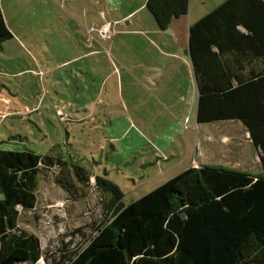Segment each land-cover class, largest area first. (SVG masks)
<instances>
[{
  "label": "trees",
  "instance_id": "obj_1",
  "mask_svg": "<svg viewBox=\"0 0 264 264\" xmlns=\"http://www.w3.org/2000/svg\"><path fill=\"white\" fill-rule=\"evenodd\" d=\"M145 7L165 30L188 13L189 0H146ZM12 37L0 6V44ZM187 52L196 120H239L258 151L261 175L188 167L127 204L115 183L95 176L107 219L85 246L53 264H264V0H224L189 26ZM67 163L0 149V264L42 257L39 238L18 224V207H35L44 168L57 171L66 187L74 184L69 170L89 182L82 165Z\"/></svg>",
  "mask_w": 264,
  "mask_h": 264
},
{
  "label": "rangeland",
  "instance_id": "obj_2",
  "mask_svg": "<svg viewBox=\"0 0 264 264\" xmlns=\"http://www.w3.org/2000/svg\"><path fill=\"white\" fill-rule=\"evenodd\" d=\"M72 3L82 14L83 0H0L13 35L0 44V93L9 98L10 109L20 110L1 119L3 126L0 125V132L4 133L8 147L12 149L25 147L40 154L57 151L69 161L67 164L79 163L89 175L86 184L77 180L73 171H67L70 175L72 173L74 184L73 187H66L57 181V171L55 174L44 168L38 175L35 207L32 210L18 207L19 226L39 238L42 257L37 264H53L63 255L85 246L96 233L97 226L107 219L103 211L104 194L96 186L95 176H105L115 183L123 193L122 202L127 204L175 175L179 168L161 172V163L166 166L167 162L161 161L159 158L163 157L159 155L158 158L149 159L153 149L146 143L138 149L126 150V154L112 153L109 144L101 149L103 145L98 143L97 137L90 135L91 139H88L92 131L89 124H78L73 120L75 112L69 110L66 101L75 99L76 93L73 94V91L77 87L81 88L86 76L79 74L72 77L68 68L81 66L82 61L57 71L52 70L65 55L66 41L62 39L66 38V32L63 26H67L69 19L63 9ZM99 11L98 4H91L92 38L96 37L104 21ZM143 12L155 22L147 9ZM110 29L114 41L120 40L121 36L116 35L114 27L110 26ZM109 38H106V43L110 41ZM111 53L114 55L113 50ZM55 80L58 83L54 89ZM190 88L187 86L186 100H190ZM192 105L188 104L187 115ZM27 108L36 110L23 114L22 109ZM183 123L186 129L193 130L195 117ZM165 126L167 124L164 121L156 122L147 128L146 133H161ZM74 128L75 136L72 132ZM203 128L206 129L204 137L209 136L208 145L211 147L201 159L204 165L261 175L258 151L239 120L210 122L197 135H203ZM172 151L177 152L174 149ZM142 163L144 165L140 167ZM60 175L66 176L67 173Z\"/></svg>",
  "mask_w": 264,
  "mask_h": 264
},
{
  "label": "crops",
  "instance_id": "obj_3",
  "mask_svg": "<svg viewBox=\"0 0 264 264\" xmlns=\"http://www.w3.org/2000/svg\"><path fill=\"white\" fill-rule=\"evenodd\" d=\"M223 1L189 0L188 13L172 19L165 30L159 29L150 16L143 12L146 0H93V3L92 0H83L82 14L73 3L63 9L69 19L67 26H63L66 32V38L62 39L66 41L65 55L52 70L57 71L82 61L81 66L68 68L72 77L83 74L86 79L83 85L80 84L81 88L77 87L73 91V94L76 93L75 99L66 101V104L70 106L71 112H75L73 120L78 124H89L92 131L88 139L94 135L98 143L103 145L101 149L109 144L112 153L122 154H126V150L138 149L144 143L150 144L153 153L149 159L158 158L159 155L163 157L159 158L161 161L167 162V168L161 163V172L179 167L174 173L176 175L188 167L204 165L201 159L211 150L209 136L204 137V128L202 136L197 133L210 123L196 120L198 92L187 52L188 28ZM91 4L100 7L99 12L104 17L100 26L108 23L109 27H114L116 35L121 36L120 40L115 42L113 36L106 43L107 37L98 35L99 30L95 35L97 38H92ZM140 13L142 15L138 16ZM2 14L8 26L9 19L3 9ZM101 41L104 43L101 44ZM56 83L57 80L53 82L54 89ZM187 86L191 87L188 93L190 100H186ZM189 103L193 105L187 115ZM10 104L9 98L0 93V122L2 118L20 111L10 109ZM33 108L22 109L21 112L29 114L36 110ZM194 117V129H186L183 121ZM161 121L167 124L164 131L147 135V128ZM2 123L0 125L3 126ZM72 132L75 136V128ZM3 134L0 132L1 150H30L8 147V139ZM67 134L70 135L69 129ZM51 155L64 159L57 151ZM143 165L140 164V167Z\"/></svg>",
  "mask_w": 264,
  "mask_h": 264
},
{
  "label": "built area",
  "instance_id": "obj_4",
  "mask_svg": "<svg viewBox=\"0 0 264 264\" xmlns=\"http://www.w3.org/2000/svg\"><path fill=\"white\" fill-rule=\"evenodd\" d=\"M99 34L102 37H111L112 31H111L108 23L103 24L102 26H100Z\"/></svg>",
  "mask_w": 264,
  "mask_h": 264
}]
</instances>
